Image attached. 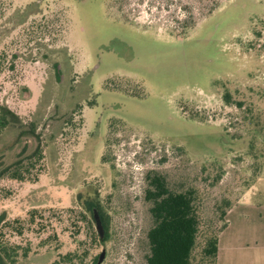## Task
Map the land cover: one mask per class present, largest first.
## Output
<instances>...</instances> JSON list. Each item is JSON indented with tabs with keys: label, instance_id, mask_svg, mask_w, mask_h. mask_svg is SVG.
<instances>
[{
	"label": "rangeland",
	"instance_id": "obj_1",
	"mask_svg": "<svg viewBox=\"0 0 264 264\" xmlns=\"http://www.w3.org/2000/svg\"><path fill=\"white\" fill-rule=\"evenodd\" d=\"M186 10L195 26L181 35ZM0 106L36 122L44 150L36 183L0 181L9 264L74 250L54 217L92 201L109 230L92 255L143 264L147 172L198 187L215 229L222 198L264 195V0H0Z\"/></svg>",
	"mask_w": 264,
	"mask_h": 264
},
{
	"label": "trees",
	"instance_id": "obj_2",
	"mask_svg": "<svg viewBox=\"0 0 264 264\" xmlns=\"http://www.w3.org/2000/svg\"><path fill=\"white\" fill-rule=\"evenodd\" d=\"M195 19L191 10L183 13L182 18L176 21L181 35L194 28ZM26 21L23 19L18 25H24ZM224 99L228 103L230 95L226 94ZM36 131L35 121L23 124L17 114L0 106V181L5 179L31 184L38 181L44 171V150ZM219 180L220 176H217L210 185H216ZM144 184L143 198L150 206L151 223L144 239L139 241L143 246V264H216L218 236L225 229L226 214L235 202L224 197L215 204L214 215L221 221L215 229L212 222L206 223L202 218L201 190L186 184V177L172 182L168 174L153 170L145 174ZM35 214H29V225L33 223ZM62 216V227L76 239V247L53 264H83L88 261L98 264L99 255L102 252L106 255V251L103 249L99 254L92 255V250L98 244H104L109 237L107 214L99 202L92 201L78 211L68 209L54 218L59 221ZM2 221L0 218V223ZM96 221L100 222L103 237L96 230ZM18 233L21 234V231ZM80 234L83 235L81 239ZM2 239L1 230L0 264L14 263L19 248L4 243ZM45 239L48 243L51 233ZM29 249L25 247L23 256H27Z\"/></svg>",
	"mask_w": 264,
	"mask_h": 264
},
{
	"label": "crops",
	"instance_id": "obj_3",
	"mask_svg": "<svg viewBox=\"0 0 264 264\" xmlns=\"http://www.w3.org/2000/svg\"><path fill=\"white\" fill-rule=\"evenodd\" d=\"M253 198L245 196L227 212V225L218 236L216 264H264V225L249 222L252 215L264 217V195Z\"/></svg>",
	"mask_w": 264,
	"mask_h": 264
},
{
	"label": "water",
	"instance_id": "obj_4",
	"mask_svg": "<svg viewBox=\"0 0 264 264\" xmlns=\"http://www.w3.org/2000/svg\"><path fill=\"white\" fill-rule=\"evenodd\" d=\"M95 226H96V230L98 231L100 236L103 237V230L101 229L100 222L96 221V225ZM104 258H105V253L102 252V254H100L99 258H98V264H101L103 262Z\"/></svg>",
	"mask_w": 264,
	"mask_h": 264
}]
</instances>
